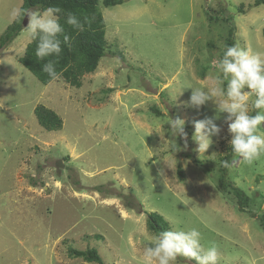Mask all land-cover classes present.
I'll return each mask as SVG.
<instances>
[{
    "label": "rangeland",
    "instance_id": "rangeland-1",
    "mask_svg": "<svg viewBox=\"0 0 264 264\" xmlns=\"http://www.w3.org/2000/svg\"><path fill=\"white\" fill-rule=\"evenodd\" d=\"M254 1L99 2L107 49L79 88L60 78L43 84L18 62L31 38L22 27L0 52V264H99L70 258L69 247L96 248L101 264H142L157 235L147 228L149 212L162 215L169 229L177 222L198 228L203 243L218 245L217 264H264L257 220L264 155L250 165L237 155L230 162L227 178L251 198L241 212L216 187L219 158L230 145L227 113L215 121L219 136L200 153L194 122L214 116L215 104L188 106L191 87L210 88L218 75L227 35L222 16L231 17L236 44L264 53V4L249 7ZM21 5L0 0V34ZM39 104L61 117L60 130L38 123ZM177 117L185 120L186 149L167 131L165 122ZM173 140L181 150L171 151ZM176 264L192 263L178 257Z\"/></svg>",
    "mask_w": 264,
    "mask_h": 264
},
{
    "label": "clouds",
    "instance_id": "clouds-1",
    "mask_svg": "<svg viewBox=\"0 0 264 264\" xmlns=\"http://www.w3.org/2000/svg\"><path fill=\"white\" fill-rule=\"evenodd\" d=\"M63 10L53 6L44 11H31L13 8L10 12L13 21H22L27 17V30L37 40L36 57L44 60L47 57L59 56L62 52L61 39L64 27L60 22ZM65 23L79 31L89 23L87 17L83 22L75 14H66ZM63 42L70 46V38L63 35ZM222 56L216 64L218 75L210 88H192L188 106L200 109L207 102L215 104V115L204 117L194 122L193 139L198 143V151L205 153L213 144V137L219 136L220 126L215 122L221 113H227L229 144L232 152L241 157L246 164H252L264 155V133L260 126L264 124V53L243 49L238 44L223 46ZM52 79L59 73L55 62L49 60L42 69ZM167 131L172 137L184 140L187 148L185 120L171 118L166 121ZM172 152L181 150L173 140ZM225 168L230 167L227 161L222 162ZM187 204L186 201H183ZM171 223V222H170ZM193 259L196 264H217L219 248L215 242L203 243V235L198 228H183L179 222L169 230L152 236L143 252L142 264H176L177 258Z\"/></svg>",
    "mask_w": 264,
    "mask_h": 264
},
{
    "label": "trees",
    "instance_id": "trees-1",
    "mask_svg": "<svg viewBox=\"0 0 264 264\" xmlns=\"http://www.w3.org/2000/svg\"><path fill=\"white\" fill-rule=\"evenodd\" d=\"M124 0H22L20 8L25 10L44 11L53 6L60 7L63 12L60 15V22L64 27V34L61 39L62 52L59 56L47 57L40 60L36 57L37 40L32 37L26 44L21 56L18 57V62L32 73L38 81L47 84L54 80L45 73L43 65L49 60L55 62L56 71L59 73L58 78L62 79L70 86L79 88L82 85V77L85 74L92 73L96 70L99 60L105 55L107 49V42L105 39V22L99 9V2L105 7L122 4ZM264 4V0H255L249 7H255ZM239 13H246L247 9L240 5L237 10ZM75 14L83 22L84 17H87L89 23L85 24L84 30L79 31L72 26L65 23L67 13ZM213 20L212 16H209ZM223 22L227 23V35L224 39V46H231L236 44L235 31L236 27L231 21V17H221ZM22 21H12L6 26L4 31L0 34V52L5 49L21 32ZM63 35L70 38V46L63 42ZM264 37V28L262 29ZM222 49L220 50V58L222 56ZM219 58V59H220ZM57 79V78H56ZM157 114L160 112L152 108ZM34 113L38 123L47 131H57L62 127L61 117L52 109L45 107L42 104L34 108ZM227 153L219 158L218 178L216 187L223 193L229 194L234 199L237 208L241 212H245L251 203V198L241 188L237 187L231 180L227 178L229 170L222 166L223 161H227L230 165L234 153L230 145L227 147ZM196 164L204 165V160L194 159ZM210 172V168H206ZM178 176L182 177V169L177 167ZM131 199V198H130ZM133 199V197H132ZM133 200L127 203L131 209L136 208ZM259 225L264 231V210L257 218ZM147 228L151 233L159 234L160 232L169 229L168 221L157 212L147 213L146 218ZM68 256L70 258H80L87 263L101 264L102 258L96 248H86L84 250L74 247L68 248ZM192 264H196L193 259H188Z\"/></svg>",
    "mask_w": 264,
    "mask_h": 264
},
{
    "label": "water",
    "instance_id": "water-1",
    "mask_svg": "<svg viewBox=\"0 0 264 264\" xmlns=\"http://www.w3.org/2000/svg\"><path fill=\"white\" fill-rule=\"evenodd\" d=\"M27 22H28L27 17H25V18L23 19V21H22V25H23V26H26V25H27ZM62 166H63V164L61 163L60 160H58V161L56 162V167H57L58 172L60 171V167H62Z\"/></svg>",
    "mask_w": 264,
    "mask_h": 264
}]
</instances>
